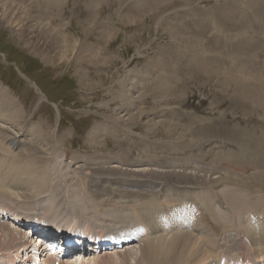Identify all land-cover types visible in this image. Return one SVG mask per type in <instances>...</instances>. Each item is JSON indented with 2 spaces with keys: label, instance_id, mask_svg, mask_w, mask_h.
I'll list each match as a JSON object with an SVG mask.
<instances>
[{
  "label": "rangeland",
  "instance_id": "obj_1",
  "mask_svg": "<svg viewBox=\"0 0 264 264\" xmlns=\"http://www.w3.org/2000/svg\"><path fill=\"white\" fill-rule=\"evenodd\" d=\"M55 34L63 43L52 40ZM227 78L251 82L235 90ZM1 88L16 105L8 121L0 115V168L5 166L21 205H13L12 196L0 198L20 216L38 217L55 229L79 226L109 235L120 228L113 213L130 214L126 224L132 225L144 216L136 219L133 208L155 199L156 184L137 187L133 179L143 184L141 176L155 179L168 170L204 179L224 173L236 182L198 186L182 196L169 188L149 216L166 231L150 236L171 240L184 231L199 244L209 233L219 251L245 252L226 254L230 262L264 264V157L253 160L264 143V104L256 102L264 96V0H0ZM243 147L252 154L242 164L255 166L228 165L225 159L237 158ZM20 176L29 180L18 182ZM211 189L219 198L208 200L215 214L199 201ZM192 198L196 207L176 210ZM211 214L240 230L209 226ZM147 225H140L143 231ZM200 225L204 231L192 230ZM28 226L16 228L33 241ZM143 231L127 246L130 264L140 258ZM235 237L250 251L230 242ZM255 251L261 263L252 258ZM116 254L112 263L124 264ZM5 258L0 264L12 262ZM89 262L86 255L78 264Z\"/></svg>",
  "mask_w": 264,
  "mask_h": 264
},
{
  "label": "bare ground",
  "instance_id": "obj_2",
  "mask_svg": "<svg viewBox=\"0 0 264 264\" xmlns=\"http://www.w3.org/2000/svg\"><path fill=\"white\" fill-rule=\"evenodd\" d=\"M263 2V1H262ZM6 3V2H5ZM10 5V4H9ZM14 13H15V11H12L11 12V16L12 15H14ZM25 13H27V11L25 12ZM24 13V14H25ZM211 15V14H210ZM12 18V17H11ZM10 18V19H11ZM21 18V17H20ZM28 17H27V15L25 14V16H24V19H27ZM226 18V17H225ZM18 21H19V18L17 19ZM8 21V20H7ZM14 22V21H13ZM21 22V21H20ZM27 22V21H26ZM15 23V22H14ZM11 24V23H10ZM42 27V26H41ZM233 28V27H232ZM38 30H39V28H38ZM40 36H41V38H46L47 36H48V34H46V32L44 31V30H41L39 33H38ZM38 34H36L35 36L37 37V35ZM39 35H38V37H39ZM54 37H53V41L54 40H57V39H59L57 42H56V44H59V43H61L63 40L62 39H60V37L57 35V34H55V35H53ZM63 37V36H62ZM61 37V38H62ZM61 41V42H60ZM63 43V42H62ZM85 45H87V44H85ZM84 45V46H85ZM70 46V45H69ZM72 46V45H71ZM74 47V46H73ZM86 47V46H85ZM90 48V47H89ZM209 58V57H208ZM210 59V58H209ZM205 62V61H204ZM208 63H210V62H208ZM207 65V64H206ZM84 79V78H83ZM229 79H231L232 80V78H229ZM228 78L226 79L227 81L229 80ZM234 80H232L234 83V85H235V87H237V88H235V90L236 89H240V88H242V87H244L246 84H249L251 81H250V78H233ZM255 79V78H254ZM260 79V78H259ZM230 80V81H231ZM262 79H260L259 80V82L261 81ZM229 81V82H230ZM232 81H231V83H232ZM255 82H257V81H255ZM263 82V81H262ZM262 82H260V83H262ZM251 84H253V83H251ZM250 84V85H251ZM263 84V83H262ZM169 86V85H168ZM247 86V85H246ZM248 87V86H247ZM168 88V87H167ZM251 88V87H250ZM243 90V89H242ZM246 93V92H245ZM261 93V92H260ZM262 95V94H261ZM260 95V96H261ZM258 97H259V95H258ZM264 97V96H263ZM263 97H261L260 99H257V101L256 102H258L257 104H260V105H263L264 104V98ZM129 103V102H128ZM133 104V103H132ZM256 104V105H257ZM15 101L11 98V97H9L8 96V94L6 93V92H4V90L1 88L0 89V115L2 114V116H6V117H3L4 119L3 120H7V117H9L10 115H11V113L12 112H10L9 111V109H10V106L12 107H15ZM240 106V105H239ZM12 107V108H13ZM255 108V107H254ZM15 109V108H14ZM16 109H17V107H16ZM19 109V108H18ZM16 112V111H15ZM16 114V113H15ZM12 117V116H11ZM10 118V117H9ZM134 118V117H133ZM8 121V120H7ZM9 121H11V120H9ZM20 123V122H19ZM95 131H94V133L96 134V132H99V128H96V129H94ZM36 132V131H35ZM39 134L41 133L40 131H37ZM231 133V132H230ZM8 135V134H7ZM10 135V134H9ZM231 135V134H230ZM13 136V135H12ZM39 136V135H38ZM262 138L263 139H261L262 141H264V134L262 133ZM232 137V136H231ZM233 139V138H232ZM94 140V139H93ZM245 140V139H244ZM16 141V140H15ZM15 141H14V143H15ZM19 141V140H18ZM249 141V140H248ZM257 142V141H256ZM13 143V144H14ZM12 144V143H11ZM254 144V143H253ZM9 145V144H8ZM249 145V144H248ZM2 147H4V145L2 146ZM40 147V146H39ZM257 147V146H256ZM11 148V147H10ZM245 150H243L242 152H241V154L236 158V157H229V160L228 159H225L226 160V162L228 163V165H234V166H237V167H239V166H243V167H248L249 168V166H251V167H253V164H254V162H251V163H249V164H242V162H243V160H244V158H250V157H248V155H251L252 153V149L250 150H248V149H246L245 147H243ZM253 148V147H252ZM259 148L261 149V150H259V151H256L255 152V150H254V152L256 153V157H254L253 158V160H255V161H258L259 159H261V158H263L264 157V143H262L261 145L259 144ZM258 148V149H259ZM34 149V148H33ZM32 149V150H33ZM5 150V149H4ZM41 150H43V148L41 149ZM34 152H37V154L38 153H41V152H39V149L36 147L34 150H33ZM19 152H21V151H19ZM32 152V151H31ZM34 152H32V154L34 153ZM10 154V153H9ZM36 154V155H37ZM11 155V154H10ZM236 155V154H235ZM3 156H4V154H3ZM6 156V155H5ZM39 156H41V154L39 155ZM219 156V155H218ZM41 158V157H40ZM217 158V157H216ZM232 159V160H231ZM4 160H6L7 161V159H5L4 158ZM217 160V159H216ZM215 160V161H216ZM219 160V159H218ZM237 160H238V162H237ZM242 160V161H241ZM252 160V159H251ZM263 160H264V158H263ZM250 161V160H249ZM1 162V161H0ZM4 162V164H6L7 162H5V161H3ZM2 162V163H3ZM18 163V162H17ZM221 164V163H220ZM11 165V164H10ZM217 165V164H216ZM219 166V165H218ZM254 166H255V164H254ZM257 166H260V165H257ZM0 167L2 168V166L0 165ZM5 167V166H4ZM4 167H3V169H1L0 168V197L2 198V196H5V198L7 199L8 198V201L9 200H12L11 198H14V195H12V189H10L9 187L11 186V185H9L10 183H9V177H8V175H7V173H6V171L4 170ZM118 170V169H117ZM206 171V170H205ZM242 171V170H241ZM125 172V171H124ZM151 172V171H150ZM159 172V171H158ZM10 173H12V172H10ZM14 173V172H13ZM143 173V172H142ZM183 173V172H182ZM181 173V174H182ZM221 173V172H220ZM219 173V174H220ZM128 174V173H127ZM130 174V173H129ZM128 174V175H129ZM135 173H133V176H136V175H134ZM158 174V173H157ZM192 174H194V173H192ZM223 174L224 173H221V175L220 176H217V177H212V178H207V179H204V178H202V177H200V176H191V175H186V173H184V174H182V175H178V174H176V172L175 173H173L171 170H168V171H164V172H162V173H160V174H158V176H156L155 175V173H150V175H154V176H156L157 178H155V179H150V177L148 178H145V177H142L141 175V178H138L139 180H142V181H145L146 183H140V182H136V180H132L133 182V184L134 185H137V187H144V188H146L147 186H152L153 184H156L157 186L154 188V191L153 192H151V191H149V192H151L152 194H151V196H154V201H152V202H150V201H148V202H145V203H143V204H139L138 205V207L137 208H133V212H134V215L133 216H135V217H137L136 219H139V218H141L140 216H142V215H144V216H146L145 218H144V216H143V218H144V220H137L136 221V223H134V224H132V225H128V224H126L128 221H130V217H129V215L130 214H128V216H127V214H126V216H125V214H123V213H121V215L119 216L117 213H113V215H116V217H115V219L116 220H118V222H119V227L120 228H122V229H124L125 227H127V229L125 230V232L124 233H126L127 235H129L130 233H132L133 231H135L136 230V227H137V230H136V232L138 233V231L140 230V228H142L141 226H142V223L143 224H148L150 227L149 228H147V230L146 231H144V233H145V236H147L144 240H143V243H140V245H139V248H140V258L138 259H136V261H135V263H133V264H183V263H185V264H210V262H209V258L210 257H213V259H214V262H213V264H219L220 263V261L222 260V258L225 256V258H226V254H230V255H235V254H233V253H236L237 255L238 254H244L245 252L244 251H241V250H239L238 249V252H234V251H231L229 248H228V250H223V251H219L218 249H217V247H218V245H220V244H218V242L217 241H215L213 238H211L210 237V234L209 233H207V238H206V240L205 239H203V242L201 241H199L200 243L198 244L197 243V241H196V239H194L195 237H193L191 234H189V233H185L184 231H181V232H178L177 234H175L174 235V237H172L171 238V240L170 239H162V238H160L159 236L158 237H156V235L155 236H150L151 235V233H150V231L152 232V233H158V232H160V230H161V228H160V226L157 224V223H153V221H151L153 218H151V217H149L151 214H152V216L156 213V209H157V205L158 204H156L157 202H159V200H160V197L161 196H163L166 192H167V190L169 189V188H173L174 190H175V192H177V195L178 196H182V192L183 191H189V189H194V188H196L197 189V187L198 186H202V185H209V186H211V187H215L216 188V186L217 185H219L221 182H232L233 180L236 182V180L235 179H233L234 178V174L232 175L233 177L231 178V176H230V178L229 177H226V176H223ZM15 175H16V173H15ZM125 175V174H124ZM123 175V176H124ZM139 175V174H138ZM149 175V176H150ZM227 175V174H226ZM241 175V174H240ZM258 175V174H257ZM10 176V175H9ZM148 176V175H147ZM228 176V175H227ZM237 177V176H236ZM235 177V178H236ZM242 177V176H241ZM246 177V176H245ZM22 178H25V181H27V180H29L28 178H29V174H28V178H26V177H23V176H20L19 177V180H17L18 182L20 181V180H22ZM154 178V177H153ZM244 178V177H243ZM250 178V177H249ZM256 178V177H255ZM123 179V178H122ZM132 179V178H131ZM231 179H233V180H231ZM245 180H246V178H244ZM259 179V178H258ZM238 180V179H237ZM253 180V179H252ZM255 180V179H254ZM11 181V180H10ZM21 182V184L22 185H24V186H27V184H28V182ZM233 181V182H234ZM256 181V180H255ZM259 181V180H258ZM16 182V181H15ZM239 182H241L240 180H239ZM122 183V182H121ZM124 183H125V181H124ZM124 183H122V184H124ZM256 183V182H255ZM14 184H16V183H14ZM128 185H131V182H129V183H127ZM168 184H170V185H174L173 187H168ZM246 184V183H245ZM2 185H3V188H2ZM13 185V184H12ZM236 185H237V183H236ZM261 185H262V183H261ZM247 186V185H246ZM12 187V186H11ZM16 187H19V185L18 186H16ZM8 188H9V190H10V192H11V194H9L8 193ZM20 188V187H19ZM19 188H17V189H19ZM261 188V187H260ZM15 189V188H14ZM212 190V192H210V191H207L206 193H207V195L209 196L208 197V199H206L205 200V198H201V200H199V198L197 199V200H199L200 201V204H202L203 206H206V207H209V210H210V212H213V214H215L216 213V211H214V209H213V207L212 206H209V204H208V200H210L211 198H212V201H214L215 202V200L218 198V197H216V192L214 191V189H211ZM227 190V189H226ZM241 190V189H240ZM228 192H229V194L228 195H230V194H232V192H233V190L232 189H230V191H229V189H228ZM236 192V191H235ZM242 192V191H241ZM143 193H145V192H143ZM168 193V192H167ZM166 193V194H167ZM238 192H236V194H237ZM260 193V192H259ZM225 194V193H224ZM241 194V193H240ZM129 195V194H128ZM6 196H8V197H6ZM9 196L11 197L10 199H9ZM40 196V195H39ZM171 196V195H170ZM235 196H237L238 197V195H235ZM175 197V196H174ZM243 197V196H242ZM0 198V214H2V216L0 217V219H2V218H4V217H7L8 216V218L9 217H11V216H9V214H11L12 215V219H19L18 218V216H16V214H21L20 213V211H18L19 209L17 208V207H14V206H12L7 200H4V198L3 199H1ZM36 198V197H35ZM34 198V199H35ZM173 198V197H172ZM183 198H184V195H183ZM207 198V197H206ZM229 198V197H228ZM15 199V198H14ZM174 199H176V198H174ZM219 199V198H218ZM233 199V198H232ZM238 200H241L240 198H237ZM237 199H236V201H237ZM264 199V198H263ZM18 200L19 199H15L14 200V203H13V205L14 204H18L19 206L21 205L19 202H18ZM33 200V199H32ZM151 200V199H150ZM167 200H168V198H167ZM179 200V199H178ZM188 200H190V199H188ZM191 200H194L193 198L191 199ZM243 200H245V198H243ZM171 201V200H170ZM169 201V202H170ZM175 201V200H174ZM219 202H220V200H218ZM26 202V201H25ZM162 202V201H161ZM230 202V201H229ZM198 203V201H196V200H194V201H192V203L191 204H189L188 206H187V204L186 205H184L185 204V202L184 203H179L178 204V206H177V208H176V210H178V209H188L187 207H190V208H194V207H196L197 204ZM212 203V202H211ZM239 202L237 201V204H238ZM167 204H168V202H167ZM169 205V204H168ZM176 205V204H175ZM184 205V206H183ZM211 205H213V204H211ZM239 205V204H238ZM264 205V204H263ZM203 206H202V208H203ZM214 206V205H213ZM244 207V206H243ZM262 207V206H261ZM168 208V207H167ZM164 209V208H163ZM166 209V208H165ZM208 209V208H207ZM166 210H168V209H166ZM6 211L9 213V214H7L6 213ZM145 211V212H144ZM170 212H173V211H175L174 209H170L169 210ZM168 211V212H169ZM166 213H167V211H166ZM160 214V211L158 212V215ZM205 214V213H204ZM206 214H207V212H206ZM206 214L204 215V216H206ZM170 215V214H169ZM161 216V215H160ZM211 216H212V222H207L208 223V225L209 226H214V227H216L217 229H220L221 228V226L223 227L220 231H222V230H225V229H231V231H232V229H233V231L235 230V229H237L238 231L240 230L239 228H235L234 226H229V227H227L226 228V226H227V224H226V222H220V221H218L217 219H215L214 220V217H213V215L211 214ZM132 217V216H131ZM155 217V216H154ZM170 217V216H169ZM186 217H188V216H186ZM190 217V216H189ZM217 217V216H216ZM233 217H234V215H233ZM155 218H157V217H155ZM198 217H196V219H197ZM135 219V218H134ZM133 219V220H134ZM199 219L201 220V218L199 217ZM208 219V218H207ZM206 219V220H207ZM156 220V219H155ZM158 220V219H157ZM160 220V219H159ZM159 220H158V222H159ZM209 220V219H208ZM13 221V220H12ZM11 221V223H6V221L4 222H0V237L1 236H3V235H1L2 233L3 234H8V237H5L4 236V238H3V240H1V238H0V256H4V257H6L5 259H8L10 256H12V261H14L15 259H18L19 258V256H20V248L21 247H24L23 248V252H25V254H26V256H27V254H30L31 253V248H32V240L30 239H26V237H25V235L23 236V235H21V234H23V231H22V229H18V228H16V226L14 225V222H12ZM27 223H31L33 220H32V217L31 216H28V218H27ZM249 221V220H248ZM257 221V220H256ZM34 222V221H33ZM250 222V221H249ZM167 223V222H166ZM190 223V222H189ZM256 223V222H255ZM254 223V224H255ZM258 223H259V221H258ZM257 223V224H258ZM32 224V223H31ZM30 224V225H31ZM213 224H215V225H213ZM141 225V226H140ZM147 225V226H148ZM201 225H204V226H206L205 225V223H202ZM197 226L195 229H192V230H194V231H196V229L197 230H199V229H202L203 231H204V229L203 228H201L202 226ZM260 226H262V225H260ZM129 227V228H128ZM144 227V226H143ZM256 227L258 228V226L256 225ZM255 227V228H256ZM145 229V228H144ZM243 229H245V228H243ZM17 230H19V231H17ZM117 230H119V229H117ZM142 230H143V228H142ZM224 232V231H223ZM141 233V232H140ZM143 233V232H142ZM174 233H176V232H174ZM204 233V232H203ZM245 234H246V232H244ZM248 233L250 234V235H256L255 233H254V231L251 229V228H249V230H248ZM25 234H27V233H25ZM87 234H89V235H87V236H89L90 237V240L91 241H96V240H98L99 239V237H101L102 235H104V233H102V232H96V233H94V232H90V233H87ZM244 235V234H243ZM263 236H264V231H263V234H262ZM139 236H141V234L139 235ZM247 236V235H246ZM34 237V236H33ZM249 239H250V237L249 236H247ZM258 237V236H257ZM7 238L9 239V241L7 240ZM131 238H133V237H131ZM200 238V237H199ZM255 238V237H254ZM157 239V240H156ZM233 239H238V241H234V244H239L240 242H242L241 243V245H244V250H247V251H250V250H248V248H246V243L243 241V239H242V237H235V238H232V240H230V242H232L233 241ZM165 240V241H164ZM200 240V239H199ZM7 242V243H6ZM220 242H221V240H220ZM229 242V243H230ZM251 242L253 243V241L251 240ZM251 244V243H250ZM253 245L255 246V244L253 243ZM127 249H125L123 252H125V253H123V254H121V253H118L117 252V254H116V252H115V254L116 255H122L123 257H122V259H121V262L122 263H124V264H130L129 263V261H130V249H128L129 247H127V246H125ZM241 248L243 249V246H241ZM117 249V248H116ZM116 249H115V251H116ZM255 249V248H254ZM133 250V249H132ZM236 250V249H235ZM260 250H262V251H264V249H260ZM232 252V253H231ZM113 255V253H106L105 255H103V256H100V257H98L97 255H89V257L91 256V262H89L88 264H90V263H92V264H113L112 262L113 261H115V260H113V258L111 257ZM261 255L262 256H260V257H263L264 256V254H262V252H261ZM47 256V255H46ZM249 256V255H248ZM254 256V257H253ZM240 257V256H239ZM259 257V258H260ZM27 258H28V256H27ZM135 258V257H134ZM229 258H231V257H229ZM252 258L254 259V261L255 262H258V263H261L260 261H257V259H258V252L257 251H255L254 252V254L252 255ZM65 259H67V258H65ZM10 260V259H9ZM83 260H84V258H82V259H79V260H72V261H68V262H63L62 264H78V263H82L83 262ZM5 261V260H4ZM6 262H3V264H5ZM115 264H117V262L115 263Z\"/></svg>",
  "mask_w": 264,
  "mask_h": 264
}]
</instances>
